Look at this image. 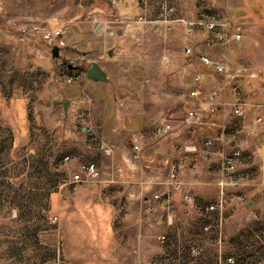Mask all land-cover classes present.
<instances>
[{"label":"crops","instance_id":"0c3cea01","mask_svg":"<svg viewBox=\"0 0 264 264\" xmlns=\"http://www.w3.org/2000/svg\"><path fill=\"white\" fill-rule=\"evenodd\" d=\"M161 1L115 0L106 11L94 5L88 12L91 19L77 27L78 39L98 43L97 49L78 51L82 60L87 57L88 66L96 63L108 82L94 83L84 77L73 91L76 94L64 100L69 102L62 112L71 119L70 132L77 131V145L83 147L70 156L71 161L76 167L94 165L97 172L93 185L74 188L88 195L80 209L92 213L74 219L72 227L80 240L81 227H92L95 221L92 241L105 242L108 249L93 251L83 261L80 255L70 257V264H116V243L133 240L132 227L139 219L148 220L142 213L148 206L160 212L157 220L164 227L160 238L172 230L182 239L185 231L197 237L210 234L212 210L264 205V125L255 124V118L264 114V48L262 57L251 63L249 54L258 53L259 41L257 37L246 39L248 30L264 24V10L259 18L253 12L260 4L264 7V0H226L224 5L223 0H172L176 9L165 22ZM230 4L236 14L228 12ZM213 14L227 17L249 46L236 49L232 42L225 46L221 35L204 27L188 34L179 22H197ZM186 49L191 53L186 54ZM201 56L225 60L229 73L240 72L215 99L210 93L224 85L225 79L201 65ZM102 61L115 65V74H109ZM247 64L256 78L243 74ZM197 75L199 84L193 81ZM195 87L200 94L190 98ZM236 101L241 103L240 115L233 114ZM212 104L220 106L215 115L208 113ZM190 111L202 115L203 124L188 127L187 135L175 132ZM165 121L174 129L167 137L157 138L154 128ZM207 138L214 140L209 159L203 156ZM133 145L141 149L137 162L131 159ZM186 147L195 151L186 152ZM236 151L241 156L234 173L224 175L221 154ZM171 170L175 181L169 176ZM155 196L159 198L154 201ZM74 204L77 209L78 203ZM116 210L127 211L124 221L118 222ZM132 218L134 223L128 221ZM147 238L141 237L140 242ZM137 254L136 250L128 253L130 258Z\"/></svg>","mask_w":264,"mask_h":264},{"label":"rangeland","instance_id":"374dc122","mask_svg":"<svg viewBox=\"0 0 264 264\" xmlns=\"http://www.w3.org/2000/svg\"><path fill=\"white\" fill-rule=\"evenodd\" d=\"M114 1L0 0V264H70V257L80 255L83 261L93 251L108 249L105 242L92 241L95 221L92 227H81L80 240L72 227L74 219L92 213L80 209L88 195L74 188L93 185L97 173H87L71 161L70 156L83 147L77 145V131L70 132V117L54 101L76 94L73 91L85 77L89 60H82L79 52L97 49L98 43L78 39L77 27L91 19L88 12L94 5L106 11ZM222 2L224 5L226 0ZM232 4L230 14L236 10ZM162 5L172 12L163 13ZM259 6L253 10L258 18L264 10ZM159 9L165 22L176 8L172 0H162ZM179 22L186 26L187 22ZM253 37L259 45L255 47L258 53L249 54L251 63L262 57L264 24L247 31L246 39ZM246 39L223 44L232 42L236 49H244L249 46ZM54 48L58 49L57 58L52 55ZM101 64L109 74H115V65ZM221 76L228 88L231 78ZM73 77L78 80L68 81ZM202 124L203 120L191 127ZM179 127L175 132H186L187 128ZM76 175L79 180L74 179ZM74 203H78L77 209ZM210 212L212 228L207 236L185 235L189 233L185 231L179 239L170 230L163 239L164 227L157 220L160 212L148 206L142 211L148 220H128L134 223L133 240L118 242L115 250H109L117 251L116 264H264L263 204ZM114 213L120 214L118 222L127 217L125 210ZM141 237L147 240L140 242ZM134 250L138 254L130 258L128 253Z\"/></svg>","mask_w":264,"mask_h":264},{"label":"built area","instance_id":"2783aa9c","mask_svg":"<svg viewBox=\"0 0 264 264\" xmlns=\"http://www.w3.org/2000/svg\"><path fill=\"white\" fill-rule=\"evenodd\" d=\"M162 11L163 13L165 12H172L171 9H165V6L162 5ZM187 26V32L189 34L193 33L194 29L197 27H204L208 32L212 33L215 36L221 35V40L223 42L229 41V40H235V41H240L241 40V32L238 29H234L231 27L229 24V21L227 17L223 15H218V14H213V15H208L204 17L203 19L197 21V22H192V23H186ZM233 30V31H232ZM191 51L190 49H186V54H190ZM200 63L207 67V68H213L216 73L219 75H224L227 76L229 75V78L231 80L233 78L239 77L238 74L240 72H237L236 74H231L227 70V65L224 60L219 61V60H214L210 59L207 56H201L199 57ZM244 74V73H243ZM251 78L257 77V73L255 74H250L249 75ZM78 80V77H73V78H68V81H76ZM193 81L196 84H199L201 82V78L199 75L195 76L193 78ZM225 88V85H222L219 89H214L211 91L210 95L212 99H215L221 95L222 90ZM200 94V89L198 87H195L192 91L189 92V97L190 98H196ZM220 111V106L216 104H212L210 107V114L214 115ZM233 114L234 115H240L241 114V103L239 101L235 102L234 109H233ZM203 117L196 111H190L187 114V118L180 124V129H186L188 127H191L190 125L197 124L199 122H202ZM255 123L257 125H264V114L261 116H258L255 119ZM173 126L170 123H162L158 126L155 127L154 133L157 137L162 138L168 133L172 132ZM214 140L212 138H207L204 140L203 143V156L205 159H209L210 155L213 153L212 148H213ZM186 152H194L195 148L191 147H186L185 148ZM139 153H140V148L138 146H134L131 154V159L133 162H136L139 159ZM241 153L239 151L233 152L232 154H221V166L223 168V171L227 175H232L234 173V165L236 161L239 159ZM82 170H84L87 173H90L92 175L95 174V166L94 165H88V166H82ZM170 177L175 181V174L172 171ZM74 179L79 180V176L76 175ZM176 186L178 187V183L175 182ZM154 199H158V196H155Z\"/></svg>","mask_w":264,"mask_h":264},{"label":"water","instance_id":"95a60500","mask_svg":"<svg viewBox=\"0 0 264 264\" xmlns=\"http://www.w3.org/2000/svg\"><path fill=\"white\" fill-rule=\"evenodd\" d=\"M52 55L54 58H57L58 56V49L54 48L52 50ZM85 77L88 81L94 82V83H107L108 79L106 77V74L104 71L96 64V63H90L87 67ZM55 106L61 105L64 110H66L69 106V102L67 101H61V102H54Z\"/></svg>","mask_w":264,"mask_h":264},{"label":"bare ground","instance_id":"6f19581e","mask_svg":"<svg viewBox=\"0 0 264 264\" xmlns=\"http://www.w3.org/2000/svg\"><path fill=\"white\" fill-rule=\"evenodd\" d=\"M191 34H192V33H191ZM241 39H242V35H241ZM185 52H186V51H185ZM198 61L200 62L199 58H198ZM204 67H205V66H204ZM211 70L215 72V70H214L213 68H211ZM242 72L245 73V74H248V75H250V74H255V72H254L250 67H248V68L243 67ZM215 73H216V72H215ZM216 74H218V73H216ZM218 75H219V74H218ZM255 78H256V77H255ZM224 82H225V81H224ZM219 99H220V98H219ZM233 102H234V101H233ZM239 102H240V101H239ZM222 104H223V103H222ZM259 116H261V115H259ZM257 117H258V116H257ZM257 117H256V118H257ZM256 118H255V119H256ZM165 123H170V122H165ZM170 124H171V123H170ZM255 124H256V123H255ZM154 129H155V128H154ZM153 133H154V131H153ZM154 135H155V133H154ZM155 136H156V135H155ZM156 137H157V136H156ZM213 145H214V144H213ZM134 146H137V145H133V146H132V150H133V147H134ZM138 147H139V146H138ZM139 148H140V147H139ZM191 148H192V147H191ZM140 151H141V149H140ZM240 156H241V155H240ZM239 158H240V157H239ZM137 161H138V160H137ZM137 161H136V162H137ZM236 162H237V161H236ZM235 164H236V163H235ZM172 171H173V170L170 171V175H171V172H172ZM173 172H174V171H173ZM81 173H82V172H81ZM96 173H97V172H96ZM85 174H86V173H85ZM174 174H175V172H174ZM170 175H169V176H170ZM87 176H88V175H87ZM170 178H171V177H170ZM158 198H159V197H158ZM211 210H212V208H211Z\"/></svg>","mask_w":264,"mask_h":264},{"label":"trees","instance_id":"16d2710c","mask_svg":"<svg viewBox=\"0 0 264 264\" xmlns=\"http://www.w3.org/2000/svg\"><path fill=\"white\" fill-rule=\"evenodd\" d=\"M246 80H248L249 82H250V80L252 81V79H246ZM249 82H247V85H250Z\"/></svg>","mask_w":264,"mask_h":264}]
</instances>
